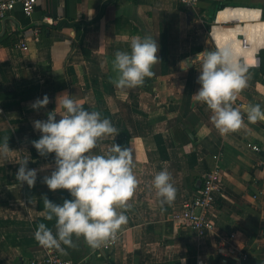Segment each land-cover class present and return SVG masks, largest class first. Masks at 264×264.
Instances as JSON below:
<instances>
[{"label":"crops","instance_id":"crops-1","mask_svg":"<svg viewBox=\"0 0 264 264\" xmlns=\"http://www.w3.org/2000/svg\"><path fill=\"white\" fill-rule=\"evenodd\" d=\"M144 36L159 44L154 75L136 87L115 88V52ZM207 49H228L248 67L247 86L233 102L244 124L227 135L194 96ZM63 91L111 121L117 132L100 138L93 151L106 154L114 143L129 147L139 181L128 207L117 209L128 219L116 246L92 248L79 237L85 257L76 264H264V121L248 122L244 108H264V0H196L193 7L180 0H38L31 17L20 5L10 12L0 25V142L8 138L12 150L0 159V264H46L48 251L34 238V223L47 212L38 201L64 190L43 183L52 168L38 172L32 187L16 172L24 160L31 168H54V153L40 156L31 144L40 136L32 122L46 119ZM45 94L50 103L33 110L31 103ZM247 144L262 150L256 154ZM216 167L221 178L208 213L216 230L199 235L181 216ZM161 170L176 189L175 199L163 204L151 183ZM54 249L68 259L64 245Z\"/></svg>","mask_w":264,"mask_h":264},{"label":"clouds","instance_id":"clouds-1","mask_svg":"<svg viewBox=\"0 0 264 264\" xmlns=\"http://www.w3.org/2000/svg\"><path fill=\"white\" fill-rule=\"evenodd\" d=\"M158 51V41L151 36L133 37L130 50H117L112 61L116 73L111 80L114 87L133 88L143 84L146 77H152ZM202 55L197 78L200 87L194 96L211 110V120L218 131L227 135L244 124L245 116L233 102L247 86L248 67L228 49H207ZM74 97L67 91L57 94L56 107L47 112V118L32 122L40 136L31 144L40 156L54 153V168L50 164L31 168L29 160H24L16 172L21 183L32 187L38 172L52 168L50 174L43 176V183L51 191L67 190L71 196L59 204L43 198L46 219L55 218V230L40 222L34 238L46 248L72 247L73 237H83L92 248L115 239L128 219L125 211L117 209L128 207L127 202L139 184L129 147L114 143L106 154L93 151L100 138L116 133L117 129L99 111L85 108ZM49 103L45 94L30 106L39 111ZM244 108L248 122L264 121V108L260 104L249 103ZM10 152L8 138H4L0 142V159H6ZM151 183L162 204L175 199L176 189L167 170L157 172Z\"/></svg>","mask_w":264,"mask_h":264},{"label":"built area","instance_id":"built-area-1","mask_svg":"<svg viewBox=\"0 0 264 264\" xmlns=\"http://www.w3.org/2000/svg\"><path fill=\"white\" fill-rule=\"evenodd\" d=\"M38 0H0V25L6 19L10 12H12L18 5L25 16L31 17L37 6ZM186 7H193L196 4V0H180ZM39 40L38 37L35 38ZM241 45L244 50L250 48L244 33L241 34ZM21 48L27 47L26 41L18 43ZM247 148L256 154H259L262 148L256 144H247ZM221 178V171L219 168L209 170L204 176L202 186L199 190L195 191L193 196L185 204L184 211L182 213V220L193 231L199 235H205L207 233L214 232L216 230L215 222L209 218L208 213L210 208L215 204V191L218 187V183ZM234 237V235H232ZM117 244V236L113 240H109L105 243L106 248H112ZM44 247V246H43ZM46 248V247H44ZM48 251L46 264H76L74 261L63 258L54 248H46ZM229 252L234 253L233 247L230 245L227 249ZM222 252V249L220 250ZM247 255L243 254L242 258H246ZM198 264H206L203 261H199Z\"/></svg>","mask_w":264,"mask_h":264},{"label":"trees","instance_id":"trees-1","mask_svg":"<svg viewBox=\"0 0 264 264\" xmlns=\"http://www.w3.org/2000/svg\"><path fill=\"white\" fill-rule=\"evenodd\" d=\"M162 21H163L162 22V36H163L162 38H163L164 47L166 48V40H167V38H166V35H167V30H166L167 29V21H166V17H164ZM35 158H37V157H35ZM48 199L59 204V203H62L64 199H71V197L68 195L67 191L64 190V194L61 197H58V198L48 197ZM38 207L41 210H46L45 205L43 203V199H40L38 201ZM40 222L46 223L49 227H51V228H53V230H55L54 229L55 218H53V220H51V221H49L47 219L46 220H38L36 223H34V229L35 230L37 228V225ZM73 240H74V246L68 247V246L64 245V247H65L66 252H67V257L70 258V259H74L77 262L79 260H82L85 257V253H84L85 251H84V248L79 243V238L73 237Z\"/></svg>","mask_w":264,"mask_h":264},{"label":"water","instance_id":"water-1","mask_svg":"<svg viewBox=\"0 0 264 264\" xmlns=\"http://www.w3.org/2000/svg\"><path fill=\"white\" fill-rule=\"evenodd\" d=\"M193 66V63H189V67H192Z\"/></svg>","mask_w":264,"mask_h":264},{"label":"rangeland","instance_id":"rangeland-1","mask_svg":"<svg viewBox=\"0 0 264 264\" xmlns=\"http://www.w3.org/2000/svg\"><path fill=\"white\" fill-rule=\"evenodd\" d=\"M68 259H70V258H68ZM70 260H72V261H74V262H75V260H74V259H70Z\"/></svg>","mask_w":264,"mask_h":264}]
</instances>
